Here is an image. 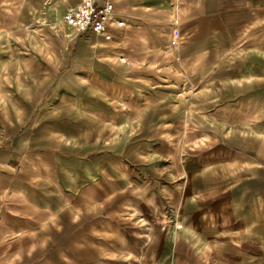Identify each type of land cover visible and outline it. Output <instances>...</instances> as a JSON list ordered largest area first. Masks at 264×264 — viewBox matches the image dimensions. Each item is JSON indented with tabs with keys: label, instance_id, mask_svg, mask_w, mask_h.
I'll return each instance as SVG.
<instances>
[{
	"label": "crops",
	"instance_id": "1",
	"mask_svg": "<svg viewBox=\"0 0 264 264\" xmlns=\"http://www.w3.org/2000/svg\"><path fill=\"white\" fill-rule=\"evenodd\" d=\"M79 1L0 0V264H264V15Z\"/></svg>",
	"mask_w": 264,
	"mask_h": 264
},
{
	"label": "rangeland",
	"instance_id": "2",
	"mask_svg": "<svg viewBox=\"0 0 264 264\" xmlns=\"http://www.w3.org/2000/svg\"><path fill=\"white\" fill-rule=\"evenodd\" d=\"M197 14L207 19L214 37L220 32H231L236 46H240V23L244 22V30L249 36L245 45L251 46L253 16L264 15V8L253 7L249 0H197Z\"/></svg>",
	"mask_w": 264,
	"mask_h": 264
},
{
	"label": "built area",
	"instance_id": "3",
	"mask_svg": "<svg viewBox=\"0 0 264 264\" xmlns=\"http://www.w3.org/2000/svg\"><path fill=\"white\" fill-rule=\"evenodd\" d=\"M113 4L111 1L96 3L94 0H80L76 5L68 6L63 14L62 21L77 33L102 35L112 37L110 32ZM117 26H123L122 19L116 20Z\"/></svg>",
	"mask_w": 264,
	"mask_h": 264
}]
</instances>
